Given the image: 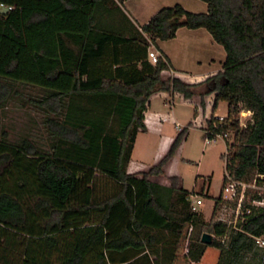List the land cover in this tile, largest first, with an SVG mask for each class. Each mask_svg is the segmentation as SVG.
I'll return each instance as SVG.
<instances>
[{"label": "trees", "instance_id": "16d2710c", "mask_svg": "<svg viewBox=\"0 0 264 264\" xmlns=\"http://www.w3.org/2000/svg\"><path fill=\"white\" fill-rule=\"evenodd\" d=\"M92 1L86 11L66 0H0L12 6L0 10V264H171L184 224L189 261L214 246L216 264H264L255 241L264 235V206L243 200L234 226L207 221L191 210L192 193L177 176L169 185L149 179L163 174L186 127L147 171L127 172L151 95L198 96L204 107L214 93L204 135L232 133L225 172L263 184L264 0H200L203 12L162 6L140 29L123 0ZM179 27L209 32L225 52L220 70L194 83L162 76L170 60L159 49L152 63L149 47ZM218 101L227 102L221 121ZM13 106L30 121L14 135L6 116ZM243 109L252 112L245 126ZM36 126L44 135L34 137ZM253 200L264 201V190ZM146 211L162 219L158 230L146 224ZM203 232L213 235L210 244L201 242Z\"/></svg>", "mask_w": 264, "mask_h": 264}, {"label": "rangeland", "instance_id": "374dc122", "mask_svg": "<svg viewBox=\"0 0 264 264\" xmlns=\"http://www.w3.org/2000/svg\"><path fill=\"white\" fill-rule=\"evenodd\" d=\"M199 3L203 5V10L206 9V4L200 0H132L131 7L124 4L123 6L132 12L136 21L141 22L144 18L150 17L158 8L162 6H171L176 3L181 4L187 10L193 8L198 10L199 7H194L192 3ZM201 12V11H199ZM138 14V15H136ZM153 51L155 52L154 48ZM170 106L164 104L163 97H153L150 105L151 110H160L162 112H171ZM173 108V116L170 120H162V126L160 128H151L147 132H139L135 141V145L132 152L131 165L134 167L139 162L145 163L150 167L157 163V161L165 154L164 151V137L175 135L180 127H188L186 139L182 142L178 150L171 158V162L166 169L169 174H176L182 180V186L187 190L193 192L192 198H200L202 203L200 204L198 211L205 213V219L208 221L211 217L214 220L225 221L228 225L234 226L238 221V207L237 203L241 200L252 203L251 198L256 191L262 192L264 190L263 185H255L253 182L246 184L243 196L240 192L242 188L238 190V194L232 198H226L223 194V177H224V157L226 151V143L223 138L218 137L215 141H205L204 138V123L196 122L193 119V108L189 103H182L178 98H175ZM227 102L220 101V104L214 112L215 116H222L226 113ZM31 117L39 119V115L35 111H29ZM8 125L11 126V134L20 133L21 131L28 130L29 117L26 110L9 107L7 111ZM202 117V113H201ZM250 115L245 111L239 113V121L246 122L249 120ZM198 119V118H197ZM188 121H192L193 125L187 126ZM195 122V123H194ZM176 124V126H175ZM37 127V126H36ZM34 137L38 135H44V130L41 127H37L33 131ZM177 133V132H176ZM37 134V135H36ZM228 141H232V133L228 134ZM225 139V140H226ZM264 153L260 152L262 155ZM148 169V168H146ZM208 177L211 178L210 185H208ZM150 178L158 180L159 182L169 183V179L166 174L158 177ZM205 181V185L203 182ZM208 192V196H202L200 191ZM221 196L219 205L213 213V205L216 197ZM145 222L149 227H152L155 231L162 225V219L154 216L151 213H147L144 216ZM189 233V225L184 224L182 229V238L176 253V259L174 264H190L186 258L185 244L186 238ZM218 257V248L214 246H207L202 258L196 263L191 264H216ZM250 264L255 263L256 259L249 258ZM172 264V263H171Z\"/></svg>", "mask_w": 264, "mask_h": 264}, {"label": "crops", "instance_id": "0c3cea01", "mask_svg": "<svg viewBox=\"0 0 264 264\" xmlns=\"http://www.w3.org/2000/svg\"><path fill=\"white\" fill-rule=\"evenodd\" d=\"M66 1L73 4V5L80 6L81 8H83L86 11L91 10L92 3H93L92 0H66ZM131 2H132V0H123L122 2L118 1L119 5L123 9V11L128 15V17L130 18L132 23L138 29H140V26L142 24L146 23L150 17L144 18L143 20H141V22L136 21V18L132 14V12L130 10H127L123 6L124 4H126L128 7L129 6L131 7V5H130ZM192 5L194 7L200 6V8H198V10H194L193 8H189L188 9L189 11H192V12L201 11V12H203V10H199V9H203L202 8L203 5H199V3H196V2L192 3ZM131 9L133 10L132 7H131ZM133 11H135V10H133ZM136 15H138V14H136ZM153 48H154L155 53L157 55L160 53L159 49H162L164 51V53L168 56L170 63L172 65L169 69H165L161 72L163 77L177 76V77L181 78L182 80H184L186 82H190V83L202 81L207 76L216 73L218 70L221 69V63L225 58V52H224L222 46L215 43L212 40L209 32H207L203 28L191 29V28H186V27H179L176 30L175 36L173 38L168 39V40L158 41L157 46L151 45L149 47V50H153ZM157 96L164 98V104L166 106H168V105L170 106L169 108L171 109L172 113L171 112L166 113V112H162L160 110H151L150 109V105H151V101H152L153 97H157ZM175 98H178L182 103H189L192 106H194V108H193V119H195L196 122L204 123V125L207 124V121L212 114V107L214 104V93H211L205 97V106L202 107L199 103L200 99L198 96H193L191 98H184L181 94L176 93V92L169 93V92H165V91H160V92H157V93L151 95V97L149 98V100L147 102V106H146L147 108L144 111V124H145L146 130L143 132H147L151 128H154V129L160 128V126H162V124H161L162 120H170L172 117L174 118V116L172 115L173 114V108L171 106L174 105ZM219 104H220V101H218L216 103L214 111L216 110V108L218 107ZM244 110H246V109H244ZM201 113H202V117H201ZM215 113L216 112H214V114ZM226 113H227V109H226ZM226 113L224 115H222L221 117H224L226 115ZM218 117H220V116H218ZM176 124H178V129L176 131L177 133L175 132V135H172L170 137H168V136L164 137V142H165L164 151H166V152L168 151V149H169L173 139L176 137V135L183 128H185V127H180L179 123H176ZM176 124H175V126H176ZM189 124L193 125V122L188 121L187 126H191ZM186 128H188V127H186ZM138 133H137V135H138ZM187 133L188 132H186V135H187ZM137 135H136V138H137ZM186 135L183 138V140L181 141L180 145L186 139ZM135 141H136V139H135ZM134 145H135V143H134ZM180 145H179V147H180ZM178 148H177V150H178ZM163 155H165V154H163ZM163 155H162V157H163ZM132 161L133 160L131 157V160L127 166V172H130V173L133 172L134 173V172L147 171L150 168L149 165H146L145 163H141V162H139L136 166L133 167L131 165ZM170 162H171V159L163 167V174L153 175V177L162 176L164 174H166L167 177L175 175L179 178L180 184L182 185V180L178 175L169 174L166 172V169L169 166ZM146 168H148V169H146ZM224 173H225V171H224ZM208 178H209L208 185H210L211 178L210 177H208ZM149 179L152 181H156V182L163 184V185H169V183H167V182H163V183L161 181L159 182L158 180L150 178V176H149ZM203 184L205 185V181L203 182ZM193 192H191V193H193ZM206 192H207V190H206ZM147 213H149V211L148 212L146 211V214ZM202 213L205 217L206 216L205 213L203 211H202ZM146 214H145V216H146ZM151 214H153V213H151ZM218 254H219V249H218ZM186 258H187V256H186ZM175 259H176V255L172 260V264H174ZM187 260H188V262H191V261H189L188 258H187ZM191 263H196V262H191Z\"/></svg>", "mask_w": 264, "mask_h": 264}, {"label": "built area", "instance_id": "2783aa9c", "mask_svg": "<svg viewBox=\"0 0 264 264\" xmlns=\"http://www.w3.org/2000/svg\"><path fill=\"white\" fill-rule=\"evenodd\" d=\"M12 6L11 5H7L3 2H0V10H9L11 9ZM148 57L149 59L155 63L156 60H157V54L153 51V50H148ZM242 111H245L244 109ZM246 111L249 113L250 117H251V114L252 112L248 109H246ZM223 119V117H219V120L221 121ZM250 119V118H249ZM248 121V120H247ZM246 121V122H247ZM246 122H244L243 120L240 121V125L241 126H245L246 125ZM207 125H205L204 128H206ZM210 134V135H204V138H205V141H215L218 137L220 138H223L224 140L227 138L228 136V133L227 132H220V133H211V131L207 130V134ZM212 134V135H211ZM226 176H227V181L225 182V184L223 185V194H224V197L226 198H232L234 196H236V193L238 194V190L239 188L241 189L242 188V191L240 192V195L241 197L243 196V193H244V189L246 187V184H249V183H245V182H240V181H236V180H233L229 177L228 173H226ZM259 177L260 178H264V175L263 174H259ZM255 185L257 184L256 182H253ZM264 184V182H263ZM263 184H257V185H263ZM190 200H191V210L193 212L197 211L200 204L202 203V200L200 198H196V199H193L192 198V195L190 196ZM241 203H242V200L240 202L237 203V207H238V217L239 215L241 214ZM252 204L254 205H260V206H264V201H258V200H253L252 201ZM250 211L249 208H247L245 210V213H248ZM255 241L258 245L260 246H264V235L263 236H259V237H256L255 238Z\"/></svg>", "mask_w": 264, "mask_h": 264}, {"label": "water", "instance_id": "95a60500", "mask_svg": "<svg viewBox=\"0 0 264 264\" xmlns=\"http://www.w3.org/2000/svg\"><path fill=\"white\" fill-rule=\"evenodd\" d=\"M213 240V235L208 232H203L201 235V242L210 244Z\"/></svg>", "mask_w": 264, "mask_h": 264}]
</instances>
